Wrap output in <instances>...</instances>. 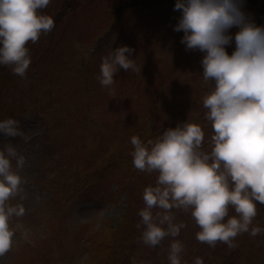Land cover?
Wrapping results in <instances>:
<instances>
[{"label":"rangeland","instance_id":"rangeland-1","mask_svg":"<svg viewBox=\"0 0 264 264\" xmlns=\"http://www.w3.org/2000/svg\"><path fill=\"white\" fill-rule=\"evenodd\" d=\"M176 0H51L42 14L55 27L29 43L26 76L0 66V121H20L28 141L0 138L25 157V213L14 217L12 249L0 264H169L172 238L149 248L141 240L138 211L143 189L155 174L134 168L131 137L156 139L185 121L202 126L210 150L211 125L202 98L204 53L186 50ZM242 11L264 27V0H243ZM238 29L233 27L229 35ZM128 46L140 73L120 69L116 95L97 76L101 57ZM234 40L225 46L231 55ZM15 166V161H13ZM254 225L264 228V205ZM186 227L175 239L185 246L183 264H264V233L239 235L234 249L210 247L196 238L190 214L178 212ZM229 215H235L230 210ZM116 227V228H114Z\"/></svg>","mask_w":264,"mask_h":264},{"label":"clouds","instance_id":"clouds-1","mask_svg":"<svg viewBox=\"0 0 264 264\" xmlns=\"http://www.w3.org/2000/svg\"><path fill=\"white\" fill-rule=\"evenodd\" d=\"M51 0H0V66L24 78L31 64L28 44L55 27L54 19L42 14ZM243 0H176L174 10L181 16L173 30L183 32L186 50L204 53L202 81L209 91L202 98L205 119L211 125L210 150H204L205 133L196 123H178L146 142L131 137L130 153L134 168L155 174V183L142 192L144 207L136 225L141 242L159 246L172 238L169 264H183L184 244L175 239L186 227L177 222V213H188L199 228L196 238L216 247L234 249L239 235L255 237L264 228L254 225L257 204L264 205V27L257 26L243 11ZM237 28L234 36L229 30ZM234 40L229 55L225 46ZM135 50L128 46L112 49L101 57L97 76L102 88L115 97L114 76L140 73ZM4 140L29 136L20 121H0ZM15 161V166L13 165ZM25 157L11 143L0 149V256L12 249L14 229L11 220L22 217L24 196L21 171ZM234 210L235 215H229ZM194 264H204L197 257Z\"/></svg>","mask_w":264,"mask_h":264},{"label":"trees","instance_id":"trees-1","mask_svg":"<svg viewBox=\"0 0 264 264\" xmlns=\"http://www.w3.org/2000/svg\"><path fill=\"white\" fill-rule=\"evenodd\" d=\"M114 228H116V227H114ZM102 264H104V263H102ZM105 264H110V262H108V263L105 262Z\"/></svg>","mask_w":264,"mask_h":264}]
</instances>
